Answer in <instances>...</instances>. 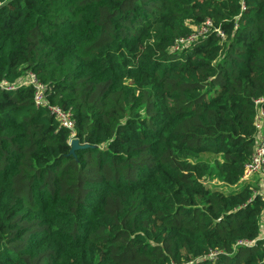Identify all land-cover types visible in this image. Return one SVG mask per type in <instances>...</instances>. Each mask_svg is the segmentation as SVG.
Listing matches in <instances>:
<instances>
[{"label":"trees","instance_id":"16d2710c","mask_svg":"<svg viewBox=\"0 0 264 264\" xmlns=\"http://www.w3.org/2000/svg\"><path fill=\"white\" fill-rule=\"evenodd\" d=\"M263 100L264 0H0V264H264Z\"/></svg>","mask_w":264,"mask_h":264},{"label":"built area","instance_id":"2783aa9c","mask_svg":"<svg viewBox=\"0 0 264 264\" xmlns=\"http://www.w3.org/2000/svg\"><path fill=\"white\" fill-rule=\"evenodd\" d=\"M211 22H207V26L202 27L201 30H198L196 34L192 35L185 41L181 42H189L194 40L196 37L200 35H206ZM218 33L223 36L221 30ZM178 48V47H177ZM21 85H30L34 88V102L37 106L44 105L46 106L51 113L55 116L56 120L59 122L60 126L65 127L71 130V134L74 135V120L72 117V113L70 110H64L58 105L51 104L47 99V86L40 82L35 74L29 73L27 76L22 77L15 84H9L8 82H2L1 86L6 89H16ZM264 101V100H263ZM262 102V100H258L257 103ZM256 127L259 130V143L255 149V153L253 159L246 166V171L243 176V179L247 180L252 178L256 174L261 171L262 166L264 164V109L259 108L258 115L256 117ZM74 138V137H73ZM72 138V139H73ZM72 139H70L69 143L71 144ZM260 174V173H259ZM262 180L259 182L260 191L264 194V174L260 175ZM262 235L264 236V229L262 230Z\"/></svg>","mask_w":264,"mask_h":264},{"label":"water","instance_id":"95a60500","mask_svg":"<svg viewBox=\"0 0 264 264\" xmlns=\"http://www.w3.org/2000/svg\"><path fill=\"white\" fill-rule=\"evenodd\" d=\"M70 146H71V150H70L71 154H75L76 151L79 149H85V148L90 147V145L88 143L81 144L77 138L72 139Z\"/></svg>","mask_w":264,"mask_h":264},{"label":"rangeland","instance_id":"374dc122","mask_svg":"<svg viewBox=\"0 0 264 264\" xmlns=\"http://www.w3.org/2000/svg\"><path fill=\"white\" fill-rule=\"evenodd\" d=\"M252 178H253V180H255L256 183H259L262 180L261 176L258 173H256L254 176H252ZM243 184H244V182L241 181L239 184H237L234 187H227L226 191H231L233 189L241 188V187H243Z\"/></svg>","mask_w":264,"mask_h":264}]
</instances>
